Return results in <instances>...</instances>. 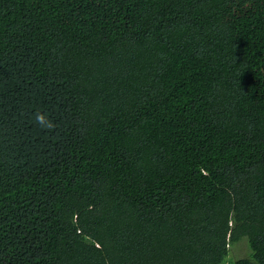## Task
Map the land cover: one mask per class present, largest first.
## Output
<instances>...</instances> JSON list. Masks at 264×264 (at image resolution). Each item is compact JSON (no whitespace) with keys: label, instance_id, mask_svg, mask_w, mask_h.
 Returning <instances> with one entry per match:
<instances>
[{"label":"trees","instance_id":"16d2710c","mask_svg":"<svg viewBox=\"0 0 264 264\" xmlns=\"http://www.w3.org/2000/svg\"><path fill=\"white\" fill-rule=\"evenodd\" d=\"M243 238L264 264V0H0V264Z\"/></svg>","mask_w":264,"mask_h":264},{"label":"rangeland","instance_id":"374dc122","mask_svg":"<svg viewBox=\"0 0 264 264\" xmlns=\"http://www.w3.org/2000/svg\"><path fill=\"white\" fill-rule=\"evenodd\" d=\"M249 257H250V250L247 245L246 238H243L229 247L227 262L231 264L236 260L242 258H249Z\"/></svg>","mask_w":264,"mask_h":264},{"label":"clouds","instance_id":"9594fccd","mask_svg":"<svg viewBox=\"0 0 264 264\" xmlns=\"http://www.w3.org/2000/svg\"><path fill=\"white\" fill-rule=\"evenodd\" d=\"M36 123L45 130L52 131L55 129L56 125L49 119H47L46 115L36 113L35 114Z\"/></svg>","mask_w":264,"mask_h":264}]
</instances>
